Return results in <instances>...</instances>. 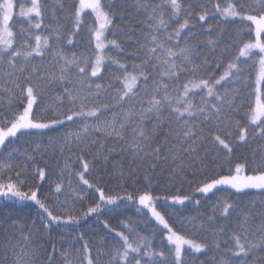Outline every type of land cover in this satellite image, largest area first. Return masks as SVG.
<instances>
[{"label":"snow or ice","instance_id":"obj_1","mask_svg":"<svg viewBox=\"0 0 264 264\" xmlns=\"http://www.w3.org/2000/svg\"><path fill=\"white\" fill-rule=\"evenodd\" d=\"M133 6L145 13L146 18L141 22L149 31L144 33L143 43L140 44L143 56L130 71L120 58L105 51L123 50L117 39H109L107 35L112 31L116 15L110 0H74L71 5L65 0H0V81H3L0 93H7L6 100L0 95V147H7V144L23 137L48 136L44 151L41 152V144L36 143L33 153L40 152L43 156L52 146H55L53 156L56 150L63 154L66 149L69 152L79 149L83 153L90 144L97 142L93 133H100L113 138L108 154L101 152L98 155L102 156L105 164L112 161L113 170L119 172L120 187L126 188L129 180L135 186L141 175L149 186L135 193L125 190L123 194L119 191L108 194L85 178L94 165L81 155L77 157V162L82 165V170L73 171L69 161L65 160L62 175L67 172L69 185L72 177L78 176L87 188L95 187L99 199H93L80 216L75 212V204L76 200L83 201L84 197L76 193V199L71 204L67 200L61 202L64 214H56L46 199L38 196L42 187L38 181L47 179L46 169L36 166L30 170L35 155H17L18 150L13 149L5 160L0 161V199L31 201L40 210L41 228L48 235L55 229L72 224L79 226L82 219L101 213L107 206L119 207L120 202L125 200L137 204L138 212L143 213L146 209L147 213L143 214H150L156 224L166 230V233L160 232L161 243L157 250L154 239L136 232L131 221L124 223L121 230H114L105 223L104 227L109 232L114 231L119 239L110 248L97 250L96 257L91 256L87 243L83 245L82 253L80 249L76 250L75 258H70V253L65 250L62 253L65 264H100L101 257L106 258L103 264H196L197 254L205 253L210 247L220 250L223 228L217 232L205 229L203 223L197 225L195 221H190L188 231L192 235L178 232L156 205L158 200L169 199L172 204L184 205L190 197L153 195L149 190L153 174L158 169L167 170L173 179L182 177L186 170L199 171L200 175L207 176L205 169L212 149L217 155L225 157L230 166L229 172L202 180L197 184L196 191L207 196L214 189L220 191L221 186H225L235 193L247 194V190H257L264 195V0H225L223 4L218 0L214 4L215 12L203 0H196L194 4H186V0H160L155 4L150 0H133ZM66 8L71 19V32L65 37L67 26L61 20ZM86 10L94 17V23L88 26V33L89 47L94 43L95 51L91 55L73 52L69 57L61 49V41L66 38L67 44H73V37L85 23L83 14ZM215 14H219L224 23L238 24L237 35L240 37L238 43L234 41L226 46L216 57L218 69L223 66L225 54L236 49L218 76L207 56L202 63L194 58L200 55L195 45L188 41L184 46L179 44L182 32L194 17L198 16L199 22H206L209 15ZM171 20H175L177 26L170 32ZM161 29L165 30L166 39L160 38ZM208 31L211 32V25ZM173 39L177 43L170 46L168 42ZM207 44L215 54L218 42L208 40ZM49 54L51 60L47 63L50 68L45 66V58ZM106 60L122 70V75H114L107 87L92 79L103 80L102 72L108 71L104 66ZM253 69L257 70L252 88L255 103L254 106L249 103L243 117L237 119L242 111V104L237 101L242 92L251 87ZM150 70L156 72L160 79H152L149 84ZM185 72L188 77L179 83L180 73ZM165 77L174 78L172 90ZM112 80L118 81L122 87L114 85ZM56 84L63 89L59 95H53ZM113 88L109 102L100 103L101 93H108ZM198 93L200 103L195 104L192 97ZM42 94L53 95V103L61 107L67 102L68 112L49 106L45 109L47 119L38 118L34 106L40 107L38 101ZM16 100L23 105L22 112L13 103ZM5 103L7 110L4 109ZM109 112L111 115H108ZM195 120L200 123H195ZM72 124H79L80 127L75 131H63L57 136L50 135L61 133L62 129H68ZM205 127L228 130L223 136L219 131L211 132L209 140L204 135ZM233 128L238 133L235 139L241 144L249 143L250 139L261 141L259 155L253 150L250 163L237 162L234 168L231 167ZM206 144H211V148L205 147ZM113 152H119L124 159L113 160ZM14 159H22V167H14ZM124 160L127 161V170ZM26 185L27 191L23 190ZM60 194H63V184L57 183L50 195L59 199ZM261 204L262 208L257 213L260 222L252 233L254 239H249L252 217L244 213L237 221L239 231H232L230 240L233 246L225 249L231 256L221 257L218 264H264V256L258 255L257 251L264 252V201ZM234 209L235 205L229 199H218L212 209L213 216L208 219L212 221L216 213L227 219ZM20 231L22 239L28 241L29 236L23 235L22 228ZM207 231H211L210 236L198 238V233ZM12 239L8 237L9 243L4 245L6 251L0 252V264H37L36 257L43 245L27 252L19 242L12 244ZM55 252L53 244L47 264H55ZM249 255L254 257L252 261L248 260Z\"/></svg>","mask_w":264,"mask_h":264},{"label":"trees","instance_id":"obj_2","mask_svg":"<svg viewBox=\"0 0 264 264\" xmlns=\"http://www.w3.org/2000/svg\"><path fill=\"white\" fill-rule=\"evenodd\" d=\"M73 2L74 0H65V3L68 5L73 4ZM150 2L155 4L159 3L160 0H150ZM203 2L208 3L209 9H211L212 12H215L214 4L218 2V0H210V2L209 0H203ZM219 2L223 4L225 0H219ZM110 3L114 6L113 11L116 12V15L114 16V26L112 27V31L107 35L109 39H117L123 50L119 52L112 50L109 52L106 49L105 51L108 55L120 58L131 71L133 64L139 63L143 56V50L140 48V44L143 43L144 33L149 30L141 21H143L146 16L143 10L137 11L135 9L133 6V0H110ZM188 3L194 4L196 3V0H186V4ZM62 16L63 19L61 20V23L67 26L65 31L66 37V35L71 32V19L69 18L67 8L64 10ZM83 16L85 23L82 26V29L78 31L77 35L73 37V44H67L66 38L61 41L60 47L69 57L73 52L78 55L81 53L91 55L92 52L95 51L94 43L89 47L88 33V26H91L94 23V17L89 11H85ZM49 22H51L50 16ZM201 24H203V26H201ZM169 25L170 27L168 31L171 32L177 26V22L171 20L169 21ZM209 25H211V32L208 31ZM238 27V24L224 23L219 14L209 15L206 22H199L198 16H196L193 18L189 27L182 32L181 37L179 38V44L180 46H184L185 41H188L189 44L195 45L199 50L200 55L194 58L202 63L204 57L207 56L211 68L215 69L216 75L218 76L222 74L224 67H226L231 56L235 54L236 49L234 48L232 53L225 54L223 66L218 69L215 64L216 57L220 55V52L226 46L232 45L234 41L237 43L239 42L240 37L237 35ZM164 31L165 30L161 29V32L159 33L161 39H166ZM208 40H215L218 42L215 54L210 50L207 44ZM168 43L170 46H174L176 45L177 40L173 39ZM110 47L111 46H109V48ZM49 60H51L50 54L45 58V66L50 68L51 65H48L47 63ZM104 66L108 71L102 72L103 80L97 78L92 79H96L97 82L103 83L105 87H107L109 81L114 75H122V70H120L117 65L112 64L107 60L105 61ZM256 71V69H253L250 76L251 87L245 89L237 101L242 104V111L237 115V119L243 117V112L244 110H247L249 103L254 106L255 94L252 92V88L255 86L254 81ZM150 73L149 84L152 79H160L156 72H151L150 70ZM187 77L188 74L186 72L180 73L179 83H183ZM173 81L174 78L170 80L165 77V82L169 84L170 90H172ZM0 83H3V81H0ZM112 83L122 87V85H119L118 81L112 80ZM53 87L56 89V92L53 95H59L63 92V89L59 84H56ZM221 91H223V89H221ZM112 93H114V88L109 89L108 93L102 92L99 102H109V94ZM0 95H2L5 100L7 99V93H0ZM53 95H41L38 101L40 107L34 106V111L38 118L42 117L47 119L48 113L45 112V109L49 106L56 107L58 111H63L65 113L68 112L69 105L67 102L61 107L53 103ZM192 99L195 104H199L200 94H196ZM13 103L17 105V110L22 112L23 105H20L18 100ZM4 109H8L7 103L4 104ZM7 114L10 115L11 113L8 112ZM108 115H111V113L109 112ZM194 122L200 123L199 120H195ZM79 127V124H72L70 128L62 129L61 133H50V135L57 136L62 134L63 131H75ZM227 130L228 129L224 128L209 129L205 127L204 135L210 140L211 132L219 131L223 136ZM231 131L233 133L232 140L234 147V151L231 154V167L234 168V165L237 162L250 163L253 150H256L257 155H259V144L261 141L258 139H250L249 143L241 144L235 139L238 135L237 131L234 128L231 129ZM93 135L96 137L97 142L95 144H90L83 153H81L79 149H73L72 152H69L66 149L63 154H61L59 150H56L55 156H53V148L55 146L49 147L43 156L40 152L33 153L32 151L36 147V143H40L41 152H43L44 145L48 143V136L23 137L11 144H7V147H0V161L5 160L8 153L13 149L18 150L17 155L19 153L35 155V161L31 164L30 170H34L36 166H39L45 168L47 173V179L45 181H38V183L42 184V187L38 190V196L42 199H46L50 208L56 214H64L60 207L61 202L67 200L69 204H71V201L76 199V193H81L84 197L83 201L76 200L75 204V212L80 216H83V212L86 211L93 199H99V193L96 192L95 187L92 189L87 188L86 185H83L80 182L78 176H73L72 183L69 185L67 172L65 171L62 175L61 170L65 168V160L69 161V167L72 168L73 171L77 169L82 170V165L77 162V157L81 155L94 165L92 172L86 173L85 178L89 179L93 185H99L101 188L105 189L108 194H115L118 191L123 194L125 190L135 193L137 191H143L145 188L149 187L144 182L142 175L139 177V183L135 186H133L132 182L129 180L126 188L120 187L122 182L120 180L119 172L113 170L112 161L110 160L105 164L102 156L98 155L101 152L108 154L109 149L113 146V138L104 137L100 133H93ZM101 145H104V147L101 148ZM205 147L211 148V144H206ZM111 156L115 161H121L124 159L119 152H113L111 153ZM213 160L215 161L214 163ZM12 164L14 167H22V159H14L12 160ZM124 167L125 170H127L126 160H124ZM229 167L230 166L226 162L225 157L222 154L217 155L215 149H212V154L209 157L205 169L207 176L200 175L199 171L194 173L192 170H186L182 177L175 179L169 176L167 170L161 171L158 169L153 174L152 184L149 189L153 195L168 197L180 195L190 197L189 200L185 201L184 205L172 204L170 199L168 201H156L158 210L166 215L167 220L170 222V226H172L174 230L192 235V233L188 231L191 227L189 223L190 221H195L197 225L203 223L205 229L215 230L217 232H219L221 228L224 229V232L220 236V250L210 247L205 253L197 254L198 260L196 261V264H218L221 257L231 256V253L226 252L225 249L233 246L230 237L234 229L239 231L237 221L244 213H249L252 217L249 239H254L252 233L260 222V217L257 213H259L262 208L261 201H264V195L257 190H247V194L235 193L234 190L221 186L220 191L214 189V194L209 193L207 196L196 191L197 184L201 183L202 180L211 179L219 174L226 175L229 172ZM57 183L63 184V194L59 195V199L50 195V192L54 190ZM23 190L27 191L28 186L26 185ZM225 198L229 199L235 205L232 216L225 219L220 216L219 213H216L214 219L209 221L208 218L213 216V206L217 203L218 199L222 201ZM197 201H199V203H197ZM138 207L137 204L125 200L120 202L119 207L107 206L101 213L94 214L86 220L82 219L79 226L72 224L62 229H55L50 235H48L46 231L41 228L40 216L38 215L40 210L35 204L31 201L20 202L18 200L5 201L0 199V222H2V226H0V252L6 251L4 245L9 243L8 237L11 236L13 238L11 243L16 244L19 242L27 252H31L35 246L43 245L40 249L39 256L36 257L37 264H47V256L48 253L52 251L53 244L56 249L54 254L55 264H65L64 257L62 256V253L65 250L70 253V258H75L76 250L80 249L82 253L83 245L85 243L89 245L91 256L96 257L97 250L102 251L110 248L111 245L119 239L118 237H115V232H109L108 229L104 227V224L107 223L110 228L114 230H121L123 224L128 221H131L132 227L135 228L136 232L146 236L148 239H154L155 246L157 250H159L161 243L160 232L164 231L166 233V230L156 224L150 214H143L147 213L146 209L143 210V213L138 212ZM21 228L23 229V235L29 236L28 241L22 239ZM5 229H7V231H5ZM204 235L210 236L211 231L198 233V238L202 239ZM256 235H258V233H256ZM81 236L83 239H81ZM164 244L166 246L167 242L164 241ZM257 251L258 255L264 256V252ZM24 259L27 260V257H24ZM104 259L106 258L101 257L100 264H103ZM253 259L254 257L249 255L248 260L252 261Z\"/></svg>","mask_w":264,"mask_h":264},{"label":"rangeland","instance_id":"obj_3","mask_svg":"<svg viewBox=\"0 0 264 264\" xmlns=\"http://www.w3.org/2000/svg\"><path fill=\"white\" fill-rule=\"evenodd\" d=\"M86 11H88V10H86ZM255 103V102H254ZM156 222V221H155Z\"/></svg>","mask_w":264,"mask_h":264}]
</instances>
